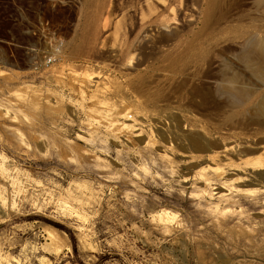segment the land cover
Wrapping results in <instances>:
<instances>
[{"label": "rangeland", "instance_id": "rangeland-1", "mask_svg": "<svg viewBox=\"0 0 264 264\" xmlns=\"http://www.w3.org/2000/svg\"><path fill=\"white\" fill-rule=\"evenodd\" d=\"M0 264H264V0H0Z\"/></svg>", "mask_w": 264, "mask_h": 264}, {"label": "bare ground", "instance_id": "bare-ground-1", "mask_svg": "<svg viewBox=\"0 0 264 264\" xmlns=\"http://www.w3.org/2000/svg\"><path fill=\"white\" fill-rule=\"evenodd\" d=\"M140 13H142V12H140ZM140 13H139V14H140ZM140 16H141V14H140ZM172 16H173V15H171L170 17H172ZM150 17H151V16H150ZM173 18H174V17H173ZM140 19H141V18H140ZM147 19H149V18H147ZM147 19H146V20H147ZM153 19H154V18H153ZM141 20H142V19H141ZM141 20H140V21H141ZM156 20H157V19H156ZM151 21H152V20H151ZM148 22H149V21H148ZM142 23H144V22H142ZM142 25H143V24H142ZM146 34H147V33H146ZM170 35H171V34H169V35L167 34V36H168L167 39H168V40H169V36H170ZM146 36H147V35H146ZM167 36H166V37H167ZM143 37H144V35H143ZM164 38H165V37H164ZM141 39H142V38H141ZM141 41H142V40H141ZM127 42H128V41H127ZM122 43H123V42H122ZM122 43H121V44H122ZM122 46H123V44H122ZM122 46H121V47H122ZM125 46H126V45H125ZM124 48H126V47H124ZM120 49H121V48H120ZM122 49H123V47H122ZM124 51H125V49H124ZM129 51H130V50H129ZM126 52H127V51H126ZM126 52H125V53H126ZM119 53L121 54V52H119ZM120 54H119V55H120ZM122 54H123V52H122ZM129 54H130V53H129ZM124 57H126V56L124 55L123 58H124ZM127 63H128V61H127ZM121 123H122V122H121ZM132 125H133V124H129V125H127V126H132ZM1 171H2V170H1ZM221 194H222V193H221Z\"/></svg>", "mask_w": 264, "mask_h": 264}]
</instances>
